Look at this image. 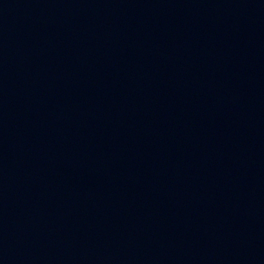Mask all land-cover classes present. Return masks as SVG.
<instances>
[{
    "label": "water",
    "instance_id": "obj_1",
    "mask_svg": "<svg viewBox=\"0 0 264 264\" xmlns=\"http://www.w3.org/2000/svg\"><path fill=\"white\" fill-rule=\"evenodd\" d=\"M0 264H264V0H0Z\"/></svg>",
    "mask_w": 264,
    "mask_h": 264
}]
</instances>
